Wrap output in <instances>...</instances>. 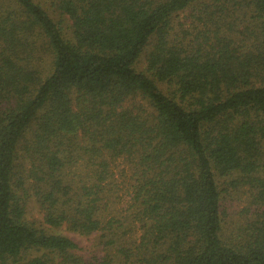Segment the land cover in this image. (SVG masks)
<instances>
[{
	"label": "trees",
	"instance_id": "1",
	"mask_svg": "<svg viewBox=\"0 0 264 264\" xmlns=\"http://www.w3.org/2000/svg\"><path fill=\"white\" fill-rule=\"evenodd\" d=\"M0 264H264V0H0Z\"/></svg>",
	"mask_w": 264,
	"mask_h": 264
},
{
	"label": "rangeland",
	"instance_id": "2",
	"mask_svg": "<svg viewBox=\"0 0 264 264\" xmlns=\"http://www.w3.org/2000/svg\"><path fill=\"white\" fill-rule=\"evenodd\" d=\"M123 169V165L119 164V168L118 170H122ZM117 178L119 179L120 176L118 175ZM122 181V180H120ZM249 195L247 194L246 190H240L238 192H234L233 196L231 197L230 200L227 201V205L229 207V210L232 214V218L235 220H239L240 219V213L242 211H245L246 208L248 207V203H249ZM122 204L119 205L118 208V217L119 219L123 216H127V212H125V209L127 208V199L125 197H123L122 195ZM28 220L30 222H36V223H41L43 222V211L41 209V207L34 201V203L32 204V209L30 211V213L28 214ZM132 229V232H130V230ZM125 231H127L129 233V236L131 237H135L137 239L140 238L142 232L138 231L137 228H134L133 224H126V228L124 229ZM54 232L60 234V235H64L67 236L71 239H74L75 241H77L78 243H80L83 246H94L99 234H95L91 237H83L77 233L72 232L71 230H69L66 226L63 227L62 229L59 230H53Z\"/></svg>",
	"mask_w": 264,
	"mask_h": 264
}]
</instances>
